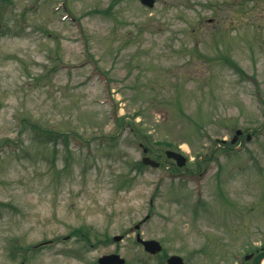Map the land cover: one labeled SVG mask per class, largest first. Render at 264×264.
I'll list each match as a JSON object with an SVG mask.
<instances>
[{
	"label": "rangeland",
	"instance_id": "obj_1",
	"mask_svg": "<svg viewBox=\"0 0 264 264\" xmlns=\"http://www.w3.org/2000/svg\"><path fill=\"white\" fill-rule=\"evenodd\" d=\"M155 2L0 0V264L241 257L264 236V0Z\"/></svg>",
	"mask_w": 264,
	"mask_h": 264
},
{
	"label": "water",
	"instance_id": "obj_2",
	"mask_svg": "<svg viewBox=\"0 0 264 264\" xmlns=\"http://www.w3.org/2000/svg\"><path fill=\"white\" fill-rule=\"evenodd\" d=\"M139 2L148 8H152L155 4V0H139ZM241 133L242 132L240 130H237L231 143H234L236 139L238 138V136L241 135ZM165 155L167 158L175 160L178 167H182L186 163L185 157H183L182 155L176 152L166 151ZM142 163L144 165H149L151 167H158L159 165L158 163L152 161L148 157H144L142 159ZM114 240L119 241L121 240V237H115ZM137 241L140 244H142L145 251L150 254H156L161 250V246L157 241H154V240L143 241L140 239L139 235H137ZM123 263H124V260L121 259L118 255H114V254L106 255L98 259V264H123ZM167 263L168 264H182V260L178 256H171L168 258Z\"/></svg>",
	"mask_w": 264,
	"mask_h": 264
},
{
	"label": "flooded vegetation",
	"instance_id": "obj_3",
	"mask_svg": "<svg viewBox=\"0 0 264 264\" xmlns=\"http://www.w3.org/2000/svg\"><path fill=\"white\" fill-rule=\"evenodd\" d=\"M182 264H264V236L258 241L255 250L241 257L234 256H180ZM168 257L162 258V264H167Z\"/></svg>",
	"mask_w": 264,
	"mask_h": 264
}]
</instances>
